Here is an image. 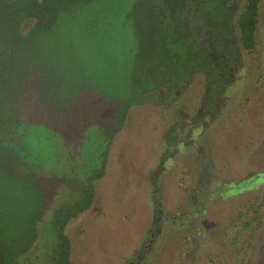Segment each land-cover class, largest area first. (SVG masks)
Listing matches in <instances>:
<instances>
[{
  "label": "rangeland",
  "instance_id": "obj_1",
  "mask_svg": "<svg viewBox=\"0 0 264 264\" xmlns=\"http://www.w3.org/2000/svg\"><path fill=\"white\" fill-rule=\"evenodd\" d=\"M110 1V27H106L104 41L95 46L107 60L117 58V67L124 68L134 46L132 29L124 15L134 0ZM227 1L235 21L245 0ZM29 26L26 23L23 30ZM231 29L232 35L234 24ZM255 38V50L245 55L243 77L232 86L230 97L216 107L222 112H212L211 116L208 112L203 122L209 125L201 132L200 127L193 126L192 136L201 146L203 161L197 158L201 149L196 145L183 146L173 158L163 151L166 135L178 118L187 123L186 119L195 114L197 122L204 91L199 75L173 104L169 100V104L141 105L129 112L124 128L112 139L103 175L92 182V205L66 227L70 264H195L198 254L201 263L197 264L224 262L220 257L212 258L211 252L201 257L202 251L188 248L172 257L179 242L175 230L179 236L193 231L184 222L179 229L172 221L177 214H187V220L201 224L202 214L186 201L203 165L209 168L216 184L217 176L242 183L264 175V0L258 8ZM229 42L236 43V36ZM11 80L10 94L21 107L23 120L43 124H33L41 127V134L31 143L34 151L45 154L39 168L49 182L44 187L37 185L42 194L50 196L53 208L47 209L49 203L45 204L46 211L38 223L33 251L40 260L33 258L21 264H44L40 261L51 249L55 211L74 186H82L101 169L107 117L114 103L86 91L64 111L46 110L35 101L38 77L26 63L16 62ZM238 193L228 201L221 200L222 204L217 200L206 204L205 208L210 204L205 221L208 239L218 236L216 241L229 246L235 262L264 264V183L243 187ZM157 229L160 234L153 241ZM235 230L239 232L236 235ZM235 237L237 241L233 242ZM227 258L231 259L229 252Z\"/></svg>",
  "mask_w": 264,
  "mask_h": 264
},
{
  "label": "trees",
  "instance_id": "obj_2",
  "mask_svg": "<svg viewBox=\"0 0 264 264\" xmlns=\"http://www.w3.org/2000/svg\"><path fill=\"white\" fill-rule=\"evenodd\" d=\"M260 1L245 0L236 20L246 52L256 48ZM110 8V0H0V264L40 260L31 249L45 212L44 194L31 174L43 175L45 154L31 143L41 134L33 124L41 123L24 121L10 94L17 61L37 74L35 101L46 110H66L84 91L114 102L115 129L106 135L101 169L55 211L44 264H70L66 227L91 206L92 182L103 175L112 139L131 109L167 102L196 73L210 82L222 73L219 43L235 16L227 0H134L124 15L134 37L124 68L95 46L110 27ZM210 85L216 90L215 82Z\"/></svg>",
  "mask_w": 264,
  "mask_h": 264
},
{
  "label": "flooded vegetation",
  "instance_id": "obj_3",
  "mask_svg": "<svg viewBox=\"0 0 264 264\" xmlns=\"http://www.w3.org/2000/svg\"><path fill=\"white\" fill-rule=\"evenodd\" d=\"M240 11H241V9H240ZM237 18H238V16L235 18V21H234V18L232 17L230 21L227 20V22H226V25H228L230 27L229 31L230 30L232 31L231 26L233 24L235 25V33L231 35V33L228 31L227 34L224 37H222V39H221L222 41H220L221 43H219L221 47L218 49L217 57L221 62L220 65L222 66V73L220 75L221 77L215 76L212 78V81L216 83V90L213 87V85L212 86L210 85V83H212V81L211 82L207 81L205 78V75L203 73H196L195 75L192 76V78L188 79L182 85H180V87L174 91L172 98H170V100H171L170 105H171V104H173V101H175V97L180 95V93L182 94V92H184L185 90H188L187 88L194 82V78H196L197 75H199L198 77L200 78V80H202L201 82L203 83V90H204L203 93L201 92L202 93L201 95L203 96V98L201 96V100L203 102H202V105H201L200 111H199L200 115H198V117L196 119L197 122L194 121L195 114H191L192 116L188 117V119H186V120H188L187 123L183 121L184 119L181 120L178 118L176 121L177 123L174 124V126H172V128L168 131V133L166 135V139H165V144L163 145V149H164L163 151L167 152L169 154L170 158H173L175 155L180 153L183 146H185V145L189 146L191 144L194 147L196 145V143H195L196 140L192 136L193 126L200 127L199 132H201V130L203 131L209 125L208 123L203 122L204 116L208 112L210 113L209 116H211L212 112H213V115H215L217 113L220 114L222 111H219V109L216 108L217 106H219L218 103L221 102L222 100H225L226 98H228L231 89L243 77V73H242L241 69H242V65L244 63L245 55L252 53L255 49L252 52H246L241 48V45L237 39V34H238V29H237V25H236ZM233 21H234V23L231 24ZM235 36H236V43H230L229 38L234 39ZM213 91H215L214 94H213ZM84 92H86V91H84ZM88 92H90V91H88ZM92 93H94V92H92ZM80 94H82V93H80ZM96 94H98V93H96ZM98 96H100L102 99H104L101 95L98 94ZM105 100H110V99H105ZM166 103L169 104V100ZM113 110H114V105H112V108H111V110L108 114V117H107V122H108L107 126L110 127V128L108 127V129L106 127L108 132H112L115 129L113 127ZM125 123H126V121H125ZM202 127H203V129H202ZM55 131H57V130H55ZM60 133H62V132H60ZM196 146L201 149V146L198 143V141H197ZM203 156H204V154H202V149H201L200 154L197 157L200 160V162L204 160ZM201 164L203 165V162ZM203 166H204L203 168L201 167L202 171L198 173L197 179L193 182L188 201H186L187 203H189V205L191 207H197L198 209L196 210V212H200L202 214L201 215L202 216L201 224L200 223H192L191 219L187 220L186 219L187 214L184 216H182V214L176 215V218H175V220L172 221V224L177 225V227L180 229L181 227H184V225H183V222H184L187 224V226L190 225L191 229H193V231L192 230H189L188 232L185 231V235L179 236L178 235L179 231L177 229L175 230L174 235L179 237V242H178V245H176V247H175V250H174L175 253L173 254L172 257H176L177 254L180 253V251H186V248H188V249H191L193 251H198V250L202 251L203 256H201V257H204V255L206 253L211 252L212 258L213 257H220L224 260V262H222V260L220 259L221 260L220 264H240V262H238V261L235 262L232 259V257H234V256H232V253H231L230 249L228 248L229 246H225L224 242H221L220 244H218V241H216V238L218 236L217 237L215 236L216 237L215 239H212L211 241H209V239H208L209 236L207 234L209 232H207V230L205 228L206 227L205 221L208 218V214H206V212H207L206 209H207V207H210L209 206L210 204L206 208H205V206H206V204H208L210 202V200H211V203H213L217 200L218 203L222 204L221 200H227L228 201L229 200L228 197L235 196V195L239 194L238 190L243 188V187L247 186V189H249L250 187L257 185L258 183L263 184L264 183V175H258V178L255 180L254 179L253 180L246 179L245 182H244V180H242V183H237V182L232 183L231 181L228 182L229 180H226L225 178L223 179L220 176H217L219 181H218V184H216L213 181V178L211 176L212 174H211V171L209 170V168L205 165H203ZM31 174L33 175V177H35L37 184L41 185L42 187H44L47 184V182H49L48 177L46 175H44V173H43V175H37L35 173H31ZM153 179L154 180L156 179V175L153 176ZM59 186H60V182H59ZM153 186L155 189L156 188V182L154 183ZM76 188L77 187L74 186V188L71 189V192L76 190ZM216 196H218V197H216ZM44 198H45L44 211H46V205L45 204L49 203L47 209L53 208V206L51 204L50 196H48L47 194H44ZM239 198H237V199H239ZM237 199H234V200H237ZM92 201H93V199H92ZM203 212H205V215L203 214ZM234 218L238 219L237 217H234ZM193 221L199 222L196 219H193ZM36 229H38V224H37ZM238 233H239L238 231H236V230L234 231V235H236ZM159 234H160V229H157L156 235H155L156 237L153 238L152 240L153 241L157 240V238L159 237ZM222 236L224 237L225 233ZM236 237H235V239L232 240L233 242H234V240H236ZM205 239H206V241H205ZM203 241H205V242H203ZM35 247H36V244L31 249V251H33L35 249ZM228 252L231 254V259L227 258ZM198 255H197L198 260H194L195 264L200 262ZM21 262L22 261H20V264H21Z\"/></svg>",
  "mask_w": 264,
  "mask_h": 264
}]
</instances>
